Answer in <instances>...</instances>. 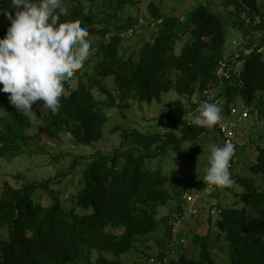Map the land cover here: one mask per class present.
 I'll return each mask as SVG.
<instances>
[{"label": "trees", "instance_id": "obj_1", "mask_svg": "<svg viewBox=\"0 0 264 264\" xmlns=\"http://www.w3.org/2000/svg\"><path fill=\"white\" fill-rule=\"evenodd\" d=\"M62 1H69L71 6L61 5L67 14L60 21L79 22L87 29L86 38L97 36L91 42L96 51L89 48L86 61L64 85L58 110L41 112L39 108L36 112L34 134L27 131L33 124L30 115L18 112L8 93L0 92V158L14 151L45 152V144L38 140H46L48 146L63 133L76 143L94 145L103 136L109 108L129 106L132 97L165 102L163 94L171 90L180 95L172 102L180 108L182 98H186L191 110L199 109L212 91L215 98L224 101L228 112V104L235 103L238 108L249 107L245 119L251 113L264 118V0H224V8L234 17L233 26L243 35L232 49L224 47L226 16L205 3L195 6L184 24L177 14L165 15L157 0ZM143 2L149 13L146 27L150 36H141L136 48L123 51L125 33L133 34L141 23ZM128 6L135 14L125 12ZM0 7L15 13L6 0H0ZM5 18L0 13V20ZM9 24L0 28V36L5 35ZM185 34L188 39L176 49ZM223 61L231 64V77L220 71ZM85 63L92 66L88 82L80 81L73 87L75 76L86 74ZM111 76L114 87L106 81ZM41 103L34 102L32 108ZM159 119L164 124L162 130L126 128L121 144L110 154L97 150L89 156L81 171L83 185L75 194L67 191V200L66 196L61 199L59 188L64 171L21 185L0 178V231L6 228L8 232L0 240V264H125L121 256L134 248L138 251L137 245L147 243L161 222L165 231L163 235L155 233L159 235L156 252L141 251L147 264H166L165 257L167 264H264V146L258 147L251 167L253 176L233 173L243 145L237 133L229 173L243 187L244 206L219 204L214 234L209 211V229L205 234H194L197 249L190 255L185 250L183 228L199 213L186 205L191 201L185 193L201 192L208 184L192 177L182 186L169 187L175 174L163 172L164 156L210 130L219 132L222 145L225 135L218 123L206 129L187 123L193 118L182 124L174 118ZM151 160H159L156 167L147 165ZM74 169L71 166L68 170L72 173ZM37 191H45L50 203L40 202L35 197ZM161 206H167L168 211L159 218ZM77 207L92 211L81 214ZM221 233L227 244L223 261L217 255Z\"/></svg>", "mask_w": 264, "mask_h": 264}, {"label": "rangeland", "instance_id": "obj_2", "mask_svg": "<svg viewBox=\"0 0 264 264\" xmlns=\"http://www.w3.org/2000/svg\"><path fill=\"white\" fill-rule=\"evenodd\" d=\"M161 5L162 12L166 15L168 13L177 14L182 18L184 24L187 21V16L190 14L191 10L202 3L208 4L211 10L215 11L217 14L226 16L228 20L226 24V41L224 47L229 49L234 48L238 45L239 40L243 39L242 32L233 26L234 17L230 15L229 9H225L224 0H157ZM61 5L64 7H70L71 3L69 1H62ZM141 12V23L135 26V32L125 33L123 42L124 48L132 50L136 48L141 36H146L148 38L149 29L146 24L149 20V13L146 10V3L140 4ZM127 14L134 13V8H125ZM10 21L5 18L0 20V28L9 23ZM189 35L185 34L182 38L178 40L176 49H180L182 44L188 39ZM97 36H91L87 39L90 42L96 40ZM90 48L95 52L96 47ZM86 61V60H85ZM87 68V72L81 78L78 76L72 80V86L76 87L77 84L82 82H88L90 71L92 66H88L86 63L83 65ZM89 71V73H88ZM107 83L114 87L113 77H108L106 79ZM95 93H97L95 91ZM216 93V92H215ZM213 93V96H216ZM98 94V93H97ZM100 96V95H99ZM180 98V95L174 91H168L163 94V99L165 102H161L157 99L152 101L141 100L136 97L129 99L130 105L125 107L115 106L108 109V119L103 125V136L100 140L96 141L94 145H85L76 143L68 133H63L58 137L53 138V142L46 146V140L40 141L38 143L45 144L46 151L40 152H20L14 151L6 156L0 158V178L7 179L15 185H21L25 182L42 180L49 176H56L60 171H64V182L60 184L61 193L60 197L63 200L68 199L66 194H75L82 187V170L85 168L88 157L94 155L97 150L103 151L104 154H110L113 149L119 147L122 142L123 136L122 131L126 128H137L143 132H151L152 130L163 128V122L160 117H165V119L174 118L180 124L184 123L187 119L194 118L198 114L199 109L191 110V106L186 98H182L183 108L172 104L174 100ZM124 103V100L123 102ZM171 104V105H170ZM39 106L33 107L31 111L27 113L33 120V124L27 130L28 133L34 134L37 131L38 120L36 117V112L39 110ZM182 109H185L182 110ZM190 111V112H188ZM187 112V113H186ZM119 126L118 129H114ZM168 128V127H167ZM239 133V143L243 144L239 159L240 163L238 167L234 168L233 173H240L242 175L253 176L251 167L255 162L256 155L258 152V147L264 146V118H260L257 113H251L247 119L238 120V131ZM222 145V140L220 134L217 130H210L204 134L197 141H184L179 148L171 149L168 154L164 156L163 161V172L165 174L171 175L175 174L173 182L169 187L182 186L185 180L188 178H194L198 181H203V176L205 175L206 168L209 165V156L211 151V146ZM159 160L147 161L149 167H156ZM74 166V170L71 173L68 169ZM20 175L22 177L20 178ZM232 180V179H231ZM190 187V185H189ZM191 189V188H189ZM243 187L232 180L230 185L225 186H215L209 185L201 192L185 193V197L191 198L189 205L194 210L198 209V215L191 217L184 228L183 231L186 234L185 250L188 254L193 255L197 249L196 244L193 241V236L196 232L205 234L209 229L208 222V212L212 211V227L213 234L216 233V219L218 217L219 204L224 206L237 205L243 207L244 203L241 200V193ZM35 197L42 203H50V198L45 191H37ZM70 202V203H69ZM71 204L72 200H69ZM67 205V203L65 204ZM187 206V208H189ZM161 206L159 209L158 217L161 218L162 214H166L168 211L167 206ZM76 211L78 213H89L92 208L77 207ZM165 231L164 222L155 230V233L163 235ZM151 233L149 235V241L145 244L139 243L137 245L138 251L134 249L124 253L121 257L125 264H142L144 261L147 264V259H143L142 250H146L153 254L157 250L155 240L159 235ZM8 232L6 228L0 231V240L6 238ZM220 245L221 249L217 251V255L220 260L223 261L222 254L225 252L226 248V236L224 233L220 234Z\"/></svg>", "mask_w": 264, "mask_h": 264}, {"label": "clouds", "instance_id": "obj_3", "mask_svg": "<svg viewBox=\"0 0 264 264\" xmlns=\"http://www.w3.org/2000/svg\"><path fill=\"white\" fill-rule=\"evenodd\" d=\"M15 9L13 15L0 7L10 21L0 36V92L18 112L33 110L41 101V112L55 113L64 93V85L86 60L90 40L87 29L79 22L60 21L66 15L61 0H6ZM222 119L216 103L204 102L188 124L206 129ZM234 153L230 142L211 146L209 165L203 182L209 185H230L229 161Z\"/></svg>", "mask_w": 264, "mask_h": 264}, {"label": "built area", "instance_id": "obj_4", "mask_svg": "<svg viewBox=\"0 0 264 264\" xmlns=\"http://www.w3.org/2000/svg\"><path fill=\"white\" fill-rule=\"evenodd\" d=\"M258 18H260V16H258ZM260 20V19H258ZM251 52V49L248 50V53ZM232 66L231 64H229L227 61H223L221 62V67H220V71L225 74L227 77H231L233 74L231 72L232 70ZM238 73H239V69H238ZM241 82V80L239 81ZM212 91L211 93L207 94V99H205L204 102H211V103H216L218 104V106L221 108V110H223V112L221 111V115H222V119L218 122V127L220 128V131L222 133H224L225 137L223 139V144L230 142L235 146V142L238 139V135H237V131H238V120L239 119H244L246 117H248L249 115V107L247 105L242 106L241 108H238L235 103H230L228 104L230 106V112H228V108L225 107V103L223 100H221V98H215V96L212 95ZM233 116H235L233 118ZM235 153V151H234ZM233 153V155H234ZM232 155V156H233ZM234 159H236V157H234ZM230 161H229V165H230ZM189 200H191L190 196L188 197ZM192 208V207H191ZM193 211H195L193 209ZM152 261L156 262L157 259L153 258L151 259ZM167 257L164 258L163 263L167 264Z\"/></svg>", "mask_w": 264, "mask_h": 264}]
</instances>
